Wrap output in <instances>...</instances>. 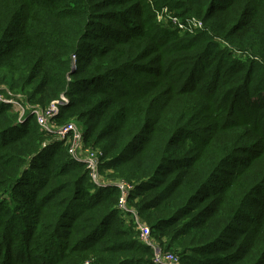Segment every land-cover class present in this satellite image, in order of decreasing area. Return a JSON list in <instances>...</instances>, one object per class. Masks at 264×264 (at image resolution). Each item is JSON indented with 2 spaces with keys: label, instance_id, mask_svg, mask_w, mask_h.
Instances as JSON below:
<instances>
[{
  "label": "trees",
  "instance_id": "1",
  "mask_svg": "<svg viewBox=\"0 0 264 264\" xmlns=\"http://www.w3.org/2000/svg\"><path fill=\"white\" fill-rule=\"evenodd\" d=\"M0 86L66 99L182 264H264V0H0ZM18 118L0 102V264H155L119 189Z\"/></svg>",
  "mask_w": 264,
  "mask_h": 264
},
{
  "label": "built area",
  "instance_id": "2",
  "mask_svg": "<svg viewBox=\"0 0 264 264\" xmlns=\"http://www.w3.org/2000/svg\"><path fill=\"white\" fill-rule=\"evenodd\" d=\"M159 23L161 24H169L170 21L173 22L182 32L189 33L194 31L196 28H201L202 23L197 19L188 20L187 23H183L180 19L176 17L169 16L168 11L164 10L162 13L158 15ZM0 100L2 97L0 96ZM22 106H24L22 104ZM19 106V108L23 111V107ZM59 106V105H58ZM25 107V106H24ZM33 113L36 115L39 123V127L42 131L47 134L53 136L54 141L64 142L65 146H67L68 151L72 159L80 164L86 166L91 181L100 188L112 186L110 182L100 183L99 174H100V153L90 150V148H86L84 146V135L83 130L78 129V127L74 124V122L66 123L65 125L58 126L55 122L54 117H56L58 109L55 106H50L46 111L39 109L37 107L33 108ZM48 143H45L43 147H46ZM120 192L119 204L118 208L123 211L125 214H131L134 219V223L136 225V230L139 232L140 242H142L145 246L151 248L154 254V263L155 264H182L180 256L174 254L165 248L159 243V240L154 238L151 235L150 227L144 223L138 217L137 212L134 209L129 207L128 198L130 196L131 191H133L134 187L121 182L113 183Z\"/></svg>",
  "mask_w": 264,
  "mask_h": 264
},
{
  "label": "rangeland",
  "instance_id": "3",
  "mask_svg": "<svg viewBox=\"0 0 264 264\" xmlns=\"http://www.w3.org/2000/svg\"><path fill=\"white\" fill-rule=\"evenodd\" d=\"M202 26H203V24H202ZM0 96L2 97V100H0V102L1 103H3V104H6V105H8L9 107H12L14 110H15V112L16 113H18L19 114V118H18V121H20V125L21 124H24V123H26V121L27 120H29V118H30V116H32V118H34V122L36 121L37 122V124H38V127H39V123H38V119H37V117H36V115L33 113V108L34 107H37V108H39V109H42L43 111H46L51 105L52 106H55L57 109H58V111H57V114L59 115L60 113V110H61V107H64L65 105H67V100L65 99V100H60V101H54V102H52L47 108H41V107H39V106H32V105H29V106H26V104H25V102L23 101V97L22 96H19V95H13V94H11L10 92H9V90L7 89V87H5V86H0ZM22 104L25 106H22ZM59 105V106H58ZM19 106H22L23 107V111L19 108ZM57 115V116H58ZM56 116V117H57ZM56 117H54V119L56 118ZM72 122H74V124L78 127V129H81V130H83L82 132H83V135H84V139H85V134H86V129H84V128H81V124H78L77 122H75V121H72ZM69 123V122H68ZM40 128V127H39ZM42 131V130H41ZM53 139H55V137L53 136ZM48 140V142H46V143H51V142H53L54 140ZM57 142V141H56ZM58 143H63L64 144V142H58ZM48 145V144H47ZM65 145V144H64ZM66 147V146H65ZM43 148H45V147H43ZM90 148V147H89ZM90 150H94V151H96V152H98V153H100V155H101V157H100V161H101V158L103 157V155H104V153H103V151H99V150H96V149H94V148H90ZM69 152V151H68ZM70 154V153H69ZM77 163V162H76ZM78 164H80V163H78ZM83 165V164H82ZM85 166V165H84ZM99 166H101L100 165V162H99ZM87 169V168H86ZM89 173V172H88ZM90 177V176H89ZM90 180H91V178H90ZM99 180H100V183H103V182H111L112 183V186H108V187H116L113 183L114 182H121V181H124L125 183H127L125 180H123V179H121L120 181H110V180H108L106 177H102L101 176V174H99ZM94 184V183H93ZM129 185H131L130 183H128ZM97 186V185H96ZM98 187V186H97ZM98 188H100V187H98ZM117 188V187H116ZM119 198H120V196H119ZM118 201H119V199H118ZM129 205V204H128Z\"/></svg>",
  "mask_w": 264,
  "mask_h": 264
},
{
  "label": "bare ground",
  "instance_id": "4",
  "mask_svg": "<svg viewBox=\"0 0 264 264\" xmlns=\"http://www.w3.org/2000/svg\"><path fill=\"white\" fill-rule=\"evenodd\" d=\"M164 10H167V9H163V10H161L160 12H158L157 14H156V19L158 18V15L160 14V13H162ZM168 11V10H167ZM178 19V18H177ZM192 19H196V18H192ZM158 20V19H157ZM189 20H191V19H189ZM198 21H200L199 19H197ZM158 22H159V20H158ZM201 23H202V21H200ZM203 24V23H202ZM201 28H203V26L201 27ZM196 29H200V28H196Z\"/></svg>",
  "mask_w": 264,
  "mask_h": 264
},
{
  "label": "water",
  "instance_id": "5",
  "mask_svg": "<svg viewBox=\"0 0 264 264\" xmlns=\"http://www.w3.org/2000/svg\"><path fill=\"white\" fill-rule=\"evenodd\" d=\"M18 123H20V121H18Z\"/></svg>",
  "mask_w": 264,
  "mask_h": 264
}]
</instances>
